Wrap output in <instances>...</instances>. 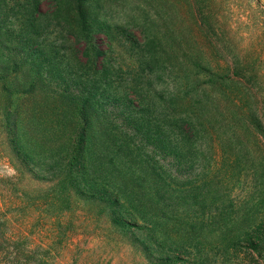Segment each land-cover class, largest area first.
I'll list each match as a JSON object with an SVG mask.
<instances>
[{"label": "rangeland", "instance_id": "rangeland-1", "mask_svg": "<svg viewBox=\"0 0 264 264\" xmlns=\"http://www.w3.org/2000/svg\"><path fill=\"white\" fill-rule=\"evenodd\" d=\"M73 2L0 0L2 62L22 64L15 73L19 90L31 91L30 81L35 77L43 80L34 92L45 97L27 100L30 117L26 140L34 145L39 139L50 146L65 142L62 135L71 129V116L68 109H63L66 104L57 97L62 93L82 94L84 90L74 86L76 80H83L87 88L94 89L102 52L101 64L117 68L108 67L104 79L114 80V86H121L119 90L125 91L140 70V85L144 84L150 95L156 98L163 87L177 90L182 84V95L190 93L191 101L198 105L197 111L208 114L210 122L201 127L205 135L200 139L203 152L197 155L191 174L206 172L209 182L199 203L192 200L190 206L186 205L198 218L194 222L198 226L192 225L198 232L185 235L183 240L171 238L173 235L167 239L166 234L171 235L172 231H191L176 217L159 227L158 248L172 246L177 253L181 249V259L176 262L150 258L133 243L144 237L140 229L134 227L125 234L101 206L86 201L80 202V222L83 228L90 224L95 234L90 238L83 233L73 238L66 236L65 230L73 228L78 220L69 215L58 216L51 221L59 232L58 237L52 236L55 239L49 241L53 247L51 254L47 253L41 262L36 259L41 256H36L32 264H261L243 242L232 247L222 227L229 219H240L244 209L258 212L264 208V0H85L90 23L87 37L100 45L94 50L79 39L78 30L82 28L77 27L78 14L73 11ZM107 26L112 33L111 45L105 37ZM129 39L150 42L146 43L147 52L158 54L160 59L155 72L143 69L140 60L144 51L141 46L137 48L138 42L131 43ZM95 50L100 56L94 55ZM161 65H166V69ZM211 69L216 70L214 75L210 74ZM187 78L189 87L185 85ZM99 87L104 88L100 83ZM2 96L0 92V256L10 254L13 259L16 245L4 248L6 244L1 241L5 232L15 233L19 228L22 209L16 202L17 196L23 193L29 204H41L33 183L19 185L15 175L19 170L25 175H50L44 160H58L59 147L50 149L41 161L38 159L40 166H24L14 150L13 138L7 137L8 124H12L16 112L4 116ZM160 105L156 103L150 112L133 113L127 124H123V115L113 122L103 120L102 125H93L90 143L103 148L100 140L106 137L99 134L103 127L110 139L106 141L107 148L115 160L103 167H113L110 170L114 176H126L121 183L123 189L148 193L150 188L158 192L173 187L163 186L160 179L166 167L170 173L167 162L172 153L164 158L159 139L162 127L167 129L170 150L176 152V125L168 122L161 126ZM92 149L88 154L91 160H97V154L103 157L104 149L97 153L93 145ZM181 182L184 185V180ZM48 191L50 195L49 188ZM42 197L49 205L47 196ZM129 206L135 209L139 202ZM47 207L49 220L53 210L61 208ZM28 210L24 208V214ZM136 210L138 215L143 214ZM210 210L218 213L212 221L204 216ZM188 222L192 224L190 219ZM138 223L144 226L143 222ZM38 228L35 225V233L29 231V237L48 236V230L39 233ZM178 241L186 248L177 247ZM157 254L166 256L162 252Z\"/></svg>", "mask_w": 264, "mask_h": 264}, {"label": "trees", "instance_id": "trees-1", "mask_svg": "<svg viewBox=\"0 0 264 264\" xmlns=\"http://www.w3.org/2000/svg\"><path fill=\"white\" fill-rule=\"evenodd\" d=\"M85 3V0H75L73 11L78 14L77 27L80 26L82 28L78 30L80 41L84 42L87 46L90 45V48L94 50L99 44L92 43L93 38L87 37L89 35L90 23L88 19V6H85ZM104 32L106 39L109 40L107 44L111 45L113 40L111 39L110 26H107ZM133 36L136 37L135 35ZM129 41L131 43L138 42L137 48L139 49L141 46L142 51L145 52H142L140 60L143 69L147 68L149 71L155 72L154 68L160 62V59L158 58V54L147 52L146 43L149 44L150 42H146V40L143 42L137 41L136 39H129ZM144 46H146V49L143 48ZM101 54L98 66V73L100 74L99 79L94 82V89L87 88V82L76 80L74 81V86L79 91L84 90L82 94L79 92H71L68 95L62 93L60 94L61 96L57 97L64 102V105L66 104L65 107L67 108L63 109H68L70 112V123L72 126L68 133L62 135V138L65 140L63 144L50 146L45 142H40L39 139L34 142V145L29 143L26 140L27 133H25L27 119L30 117L27 100L32 101V99L45 97V95L39 92H34L36 88L43 85V80L35 77L30 81L31 91L19 90L20 82L16 78L15 73L20 70L22 64L16 62L12 65L10 63H3L0 52V92L3 94L1 99L2 105H4V116H8L14 111L16 112L14 120L11 121L12 124H8L7 137L13 138V146L17 157L26 167L40 166L39 161H41V158L49 154L48 151L50 149L59 147L57 153L59 155L58 160H53L51 163L44 160V165L48 164L47 171L51 172L50 175L30 174V176L29 174L25 175L21 173L20 170L15 175V180L19 185L33 183V189L38 195L36 199H39L41 204H36L35 202L34 204H29L24 199L23 193L17 196L16 202L22 209L19 228L15 233L12 230L11 232H5L2 235L1 241V244H6L4 248L8 247V244L16 245L17 252L13 259L10 254H5L4 256L1 254L0 264H32L36 261V256H41L40 258H36L41 262L42 258H46L47 253L51 254L53 247L51 246L52 242L49 241L58 237L59 234L56 227L51 224V221L58 216L69 215L72 220H78V224H75L73 228L65 230L66 236L73 238L75 234L83 233L88 238L92 237L95 234L94 228L90 224H87V227L83 228V223L80 222L82 217L80 202L88 201L91 204L101 206L104 209L102 211L107 212L109 215L111 222L125 234H127L126 232H130L131 228L137 227L140 229L144 237L136 238L133 243L153 260L159 259V261L167 263L169 261L176 262L181 259V249L177 253L171 249L173 248L172 246L171 248L163 246L162 250L158 248V234L159 230H161L159 227L164 222H168L176 217L184 222L185 226L190 227L191 230L187 234H182L181 230H177L175 233L172 231L170 232L171 235L169 233L166 234L167 239L173 235L171 238L176 237L183 240L185 235H193L197 231L195 227L198 225L195 223H197L198 218L195 213L186 208V205L190 206V201L192 200H194L195 204L199 203L201 194L208 188L209 179L204 174L206 172H201L197 176H192L191 174V171L197 164V155L203 152L200 139L202 140L205 135L201 127L202 125L205 126V123L210 122L208 114L202 110L197 111L198 105L194 101H191L190 93L187 92L185 95H182L184 91L181 86L182 84H180L177 90L163 87L156 98L150 95L149 91L144 90V84L140 85L142 75L140 70L131 79L130 86L126 88L128 92L126 90H119L121 86H114V80L108 82L104 79L108 67L113 70L117 68L113 64H108V67L102 65L104 54L102 52ZM94 55L100 56L99 51L95 50ZM91 57L93 62L94 57L92 55ZM161 67L163 70L166 69V65H161ZM215 73L216 70H210V74L214 75ZM99 83L104 86L103 89H100ZM185 85L189 87L188 78ZM156 103L161 104V110L159 111L161 126L168 122L176 125V152L170 150L168 141L170 134L167 132V129L162 127L163 132L160 133L162 138L159 139V142L163 145L162 149L165 151L164 158L172 153L167 162L170 173H167L166 167L163 178L160 179L163 186L173 185V187L170 190L165 188V191L158 189V192L151 191V188L148 187L150 188L148 193L133 190L128 191V189H123L121 186V183L126 180L125 175L114 176L110 170L113 167H103V165L110 166L114 164L115 160L113 159V155H110L111 149L107 148L109 146L106 144V141L109 137H107L102 126L99 134L106 137L105 140H103L104 137L100 140L102 141L101 145L103 148L98 143H90L92 136H94L93 125L96 122L102 125L103 120L106 123L113 122L123 115L125 121L123 124H127L131 121L133 113L150 112ZM64 105L61 106L64 107ZM92 145L96 153L104 149L103 157L97 154V160L90 159V155L88 154L93 152ZM167 148L169 149L168 151ZM108 156H110V159H108ZM57 168L60 170L59 173L55 172ZM173 169L175 171H172ZM186 171H188V174L184 175ZM181 180H184V185H182ZM48 188L51 190L50 195ZM47 192L48 194H46ZM44 195L47 196V202L49 203L47 206L56 205L61 207L59 208L60 210H53L55 212L52 213V216H49L50 220L46 216V213L50 209L43 200L42 196ZM133 202L134 204L139 202V206L135 209L133 206H129ZM26 207L29 210L27 214H24V208ZM141 207L143 208L141 209ZM191 207L193 209L194 205ZM136 209L141 210L143 214L138 215ZM207 213H204V216L210 221L218 215L213 210ZM189 219L192 222L191 225L187 224ZM138 221L143 222L144 226L141 227ZM35 222L37 223L35 224ZM35 225H39L38 230L36 229L39 233L48 230V236L42 237V241L32 236L35 233L32 231ZM29 231L32 233V238L28 235ZM222 231L227 237L226 241L232 247H236L243 242L249 251L260 258L261 264L264 263V208L258 212L244 209L242 217L237 220L229 219L224 223ZM52 236H55V238ZM155 239L157 242H155ZM180 243L182 242L178 241L175 245L186 248L184 244L180 245ZM159 252L166 254V256L158 255L157 253Z\"/></svg>", "mask_w": 264, "mask_h": 264}]
</instances>
